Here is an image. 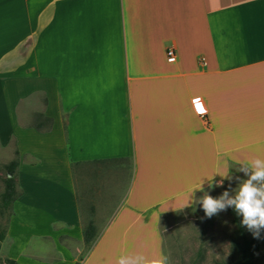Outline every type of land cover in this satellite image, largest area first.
I'll return each mask as SVG.
<instances>
[{
  "label": "crops",
  "instance_id": "0c3cea01",
  "mask_svg": "<svg viewBox=\"0 0 264 264\" xmlns=\"http://www.w3.org/2000/svg\"><path fill=\"white\" fill-rule=\"evenodd\" d=\"M0 141L22 191L0 255H164L163 214L264 159V0H0Z\"/></svg>",
  "mask_w": 264,
  "mask_h": 264
},
{
  "label": "rangeland",
  "instance_id": "374dc122",
  "mask_svg": "<svg viewBox=\"0 0 264 264\" xmlns=\"http://www.w3.org/2000/svg\"><path fill=\"white\" fill-rule=\"evenodd\" d=\"M15 151V144L6 149L0 141V193L4 188V166L16 156ZM242 167L244 166L233 165L232 175L227 180L199 190L191 207L161 216L163 252L170 257L171 264H221L231 259L232 238L236 233L233 208L229 207L226 211L208 217L201 198L205 192L218 198L225 190L230 195H235L239 185L248 178L241 171ZM250 173L249 168V175ZM262 232L263 242L258 264H264V230ZM0 264H6L2 255Z\"/></svg>",
  "mask_w": 264,
  "mask_h": 264
},
{
  "label": "clouds",
  "instance_id": "9594fccd",
  "mask_svg": "<svg viewBox=\"0 0 264 264\" xmlns=\"http://www.w3.org/2000/svg\"><path fill=\"white\" fill-rule=\"evenodd\" d=\"M241 171L248 178L239 185L235 195H230L229 191L225 190L217 198L205 192L201 203L208 217L232 207L238 216H242L241 225L252 232L254 238H259L264 230V159L250 160ZM117 264H171V261L169 256L163 254L152 258L142 254H130L121 255Z\"/></svg>",
  "mask_w": 264,
  "mask_h": 264
},
{
  "label": "trees",
  "instance_id": "16d2710c",
  "mask_svg": "<svg viewBox=\"0 0 264 264\" xmlns=\"http://www.w3.org/2000/svg\"><path fill=\"white\" fill-rule=\"evenodd\" d=\"M15 157L5 164V176L3 178L4 188L0 193V249L4 241L9 225L10 217L13 213V204L21 195L22 191L18 187L17 170L19 167V153L15 151ZM233 219L236 224V233L232 238L231 259L221 264H258L262 242L263 232L259 238H254L253 234L241 225L242 216H238L235 210H232ZM5 222H2L4 221ZM97 235V227L93 219L89 220L84 228V238L86 251L91 249L92 243ZM6 264H21L13 258H5ZM75 264H80L77 261Z\"/></svg>",
  "mask_w": 264,
  "mask_h": 264
},
{
  "label": "built area",
  "instance_id": "2783aa9c",
  "mask_svg": "<svg viewBox=\"0 0 264 264\" xmlns=\"http://www.w3.org/2000/svg\"><path fill=\"white\" fill-rule=\"evenodd\" d=\"M167 53H168L169 56H173L175 54V50L173 48H170ZM194 104H195V107H196L197 110H198V105L202 106V102H201L199 97L194 98ZM198 112H200V111L198 110ZM200 113L204 114L205 111L204 112H200Z\"/></svg>",
  "mask_w": 264,
  "mask_h": 264
},
{
  "label": "snow or ice",
  "instance_id": "6c2138e0",
  "mask_svg": "<svg viewBox=\"0 0 264 264\" xmlns=\"http://www.w3.org/2000/svg\"><path fill=\"white\" fill-rule=\"evenodd\" d=\"M198 110H199L200 112H204V111H205V109H204L202 106H200V105H198Z\"/></svg>",
  "mask_w": 264,
  "mask_h": 264
}]
</instances>
